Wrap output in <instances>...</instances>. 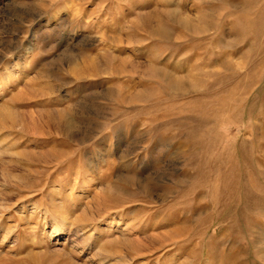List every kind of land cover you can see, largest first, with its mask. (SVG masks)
Here are the masks:
<instances>
[{"label": "rangeland", "instance_id": "374dc122", "mask_svg": "<svg viewBox=\"0 0 264 264\" xmlns=\"http://www.w3.org/2000/svg\"><path fill=\"white\" fill-rule=\"evenodd\" d=\"M0 264H264V0H0Z\"/></svg>", "mask_w": 264, "mask_h": 264}]
</instances>
